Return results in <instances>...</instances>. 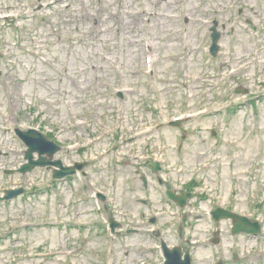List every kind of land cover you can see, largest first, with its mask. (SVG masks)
<instances>
[{
  "label": "rangeland",
  "instance_id": "obj_1",
  "mask_svg": "<svg viewBox=\"0 0 264 264\" xmlns=\"http://www.w3.org/2000/svg\"><path fill=\"white\" fill-rule=\"evenodd\" d=\"M34 6L22 29L0 21V195L27 189L0 203V264H163L160 238L192 264H264V0ZM15 128L59 144L63 165L89 161L87 175L7 174L24 162ZM43 181L53 187L31 191ZM168 190L191 196L179 208ZM217 207L260 233L232 234L231 220L211 218Z\"/></svg>",
  "mask_w": 264,
  "mask_h": 264
},
{
  "label": "water",
  "instance_id": "obj_2",
  "mask_svg": "<svg viewBox=\"0 0 264 264\" xmlns=\"http://www.w3.org/2000/svg\"><path fill=\"white\" fill-rule=\"evenodd\" d=\"M212 31V53L214 54L217 49L216 42L219 35L215 31L214 27L212 28ZM15 133L27 146V150L25 152V159L27 160V163L21 166V168L19 169L20 172L25 173L26 171H30L37 166H57L62 168V163L59 160H52L53 155L59 149V147L54 142L47 140L41 133L33 129H29L24 132L19 129H15ZM35 152L38 154L37 159H34L33 154ZM75 167L79 168L80 165H75ZM151 168L152 171L155 172L158 169V164H152ZM72 172V168H62L60 172H55L54 177H60ZM21 192V189L13 191L8 190L6 191V195L3 198L0 197V201L4 199H10L16 195H19ZM169 196L172 199L176 200L180 206H183L185 199L188 195L175 197L169 194ZM212 216L216 221L223 218H231L233 220V233L245 232L255 235L260 231V225L258 224V222L251 221L250 219L244 216H238L220 208L214 210L212 212ZM114 226H116V224L114 223V221L111 220V228L113 229ZM163 251L165 257L164 264H190V257L188 253L184 255V258H181L180 248H174L173 250H169L163 244Z\"/></svg>",
  "mask_w": 264,
  "mask_h": 264
},
{
  "label": "flooded vegetation",
  "instance_id": "obj_3",
  "mask_svg": "<svg viewBox=\"0 0 264 264\" xmlns=\"http://www.w3.org/2000/svg\"><path fill=\"white\" fill-rule=\"evenodd\" d=\"M65 180H67V178L64 179V181H65ZM52 187H53V184H52ZM30 189H31V190H32V189L35 190V188H32V187H31ZM54 199H55V201L59 202L57 198H54ZM57 227H58V226H57Z\"/></svg>",
  "mask_w": 264,
  "mask_h": 264
}]
</instances>
